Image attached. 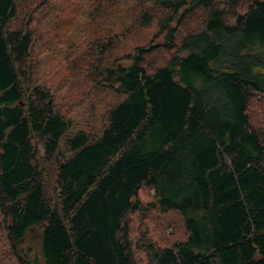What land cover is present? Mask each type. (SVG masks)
Here are the masks:
<instances>
[{
  "label": "trees",
  "instance_id": "obj_1",
  "mask_svg": "<svg viewBox=\"0 0 264 264\" xmlns=\"http://www.w3.org/2000/svg\"><path fill=\"white\" fill-rule=\"evenodd\" d=\"M40 262L264 264V0H0V264Z\"/></svg>",
  "mask_w": 264,
  "mask_h": 264
},
{
  "label": "rangeland",
  "instance_id": "obj_2",
  "mask_svg": "<svg viewBox=\"0 0 264 264\" xmlns=\"http://www.w3.org/2000/svg\"><path fill=\"white\" fill-rule=\"evenodd\" d=\"M153 32H155V25H153L148 30H145L144 34L141 36L140 35L138 36V33H136L134 36H128L127 40L120 41L119 43H117V47H115V49H114L113 57L117 58V57L125 56L126 54H129L135 46L147 44L149 42ZM165 57H167L166 54L159 52V53L153 55L150 58V60H147V64L150 66H153L155 64L159 65V64L163 63ZM120 63L122 65H126L128 62L123 60ZM46 72H48V71L46 70ZM141 198L143 200H146L147 199L146 193H142ZM169 217L171 218L172 216H169ZM177 227L178 226L176 224H174V229L172 231H170L171 228L169 229V228L165 227L164 228L165 229V231H164L165 235L174 234L176 236H179L180 231L177 229ZM144 229H145V227L142 226V230H144ZM27 246L30 248V251L32 254H36L38 252V243H29V244H27ZM40 264H41V262H40Z\"/></svg>",
  "mask_w": 264,
  "mask_h": 264
}]
</instances>
